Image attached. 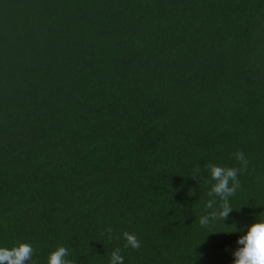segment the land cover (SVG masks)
<instances>
[{
    "label": "trees",
    "instance_id": "trees-1",
    "mask_svg": "<svg viewBox=\"0 0 264 264\" xmlns=\"http://www.w3.org/2000/svg\"><path fill=\"white\" fill-rule=\"evenodd\" d=\"M0 264H264V0H0Z\"/></svg>",
    "mask_w": 264,
    "mask_h": 264
}]
</instances>
